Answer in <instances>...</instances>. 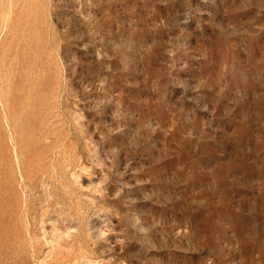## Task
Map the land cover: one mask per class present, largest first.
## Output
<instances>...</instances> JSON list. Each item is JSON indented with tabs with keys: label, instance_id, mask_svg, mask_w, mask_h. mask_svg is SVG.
<instances>
[{
	"label": "rangeland",
	"instance_id": "obj_1",
	"mask_svg": "<svg viewBox=\"0 0 264 264\" xmlns=\"http://www.w3.org/2000/svg\"><path fill=\"white\" fill-rule=\"evenodd\" d=\"M0 264H264V0H0Z\"/></svg>",
	"mask_w": 264,
	"mask_h": 264
}]
</instances>
